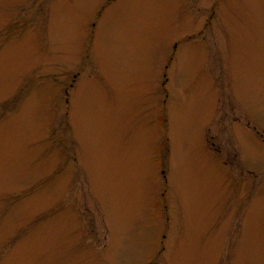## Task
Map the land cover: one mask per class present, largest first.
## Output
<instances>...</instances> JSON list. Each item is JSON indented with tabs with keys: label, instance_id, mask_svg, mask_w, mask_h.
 Returning a JSON list of instances; mask_svg holds the SVG:
<instances>
[{
	"label": "rangeland",
	"instance_id": "374dc122",
	"mask_svg": "<svg viewBox=\"0 0 264 264\" xmlns=\"http://www.w3.org/2000/svg\"><path fill=\"white\" fill-rule=\"evenodd\" d=\"M111 2L0 0V264H264V0Z\"/></svg>",
	"mask_w": 264,
	"mask_h": 264
},
{
	"label": "flooded vegetation",
	"instance_id": "af4514ba",
	"mask_svg": "<svg viewBox=\"0 0 264 264\" xmlns=\"http://www.w3.org/2000/svg\"><path fill=\"white\" fill-rule=\"evenodd\" d=\"M110 1H113V2H114V0H108V3H107V4H106V3H104V4H102L101 6H102V7H104L103 5H105V4H106L107 6L111 5V4H112V2H111V3H109ZM106 5H105V6H106Z\"/></svg>",
	"mask_w": 264,
	"mask_h": 264
}]
</instances>
